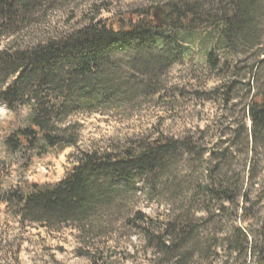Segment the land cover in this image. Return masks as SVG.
<instances>
[{"label":"rangeland","instance_id":"374dc122","mask_svg":"<svg viewBox=\"0 0 264 264\" xmlns=\"http://www.w3.org/2000/svg\"><path fill=\"white\" fill-rule=\"evenodd\" d=\"M196 1L217 6L215 0ZM167 2H50L18 27L0 19V53L67 35L102 8H108L100 13L104 19ZM203 26L180 32L164 63L146 51L118 52L108 103L68 119L81 126L73 129L77 147L39 141L34 149L10 150L7 140L30 125L34 107L11 109L0 101V264H264V141L253 142L249 118L252 97L264 91V37L259 49L232 62L236 73L224 75L207 64L215 33ZM4 76L0 71V91L13 81L3 85ZM230 82L233 88L224 86ZM160 136L188 139L200 155L180 152L157 176L115 184L110 203L88 222L50 226L21 219L13 195L32 184L59 183L72 174L82 151H119ZM224 180L237 196L234 204L202 192ZM138 213L146 221H137ZM177 221L190 226L191 237L170 255L155 237L172 246L166 231Z\"/></svg>","mask_w":264,"mask_h":264},{"label":"trees","instance_id":"16d2710c","mask_svg":"<svg viewBox=\"0 0 264 264\" xmlns=\"http://www.w3.org/2000/svg\"><path fill=\"white\" fill-rule=\"evenodd\" d=\"M59 1L75 0H0V19L4 26L15 28L43 5ZM263 1L229 0L226 7V0H215L217 6L196 0H169L165 6H149L104 19L100 13L108 8H102L85 26L67 35L1 52L0 71L5 74L2 84L10 78L13 81L1 89L0 101L11 109L34 107L30 125L18 129L7 140L8 147L21 152L34 149L39 141L51 148L77 147L79 134L73 129L81 126L71 125L68 119L108 103L113 93L109 74L117 68L116 54L146 51L156 55H152L154 58L162 57L159 62L164 63V57L174 51L175 37L180 32L191 33L197 26L212 28L215 33L213 50L207 52L210 69L224 75L236 73L238 67L232 62L262 46ZM234 84L224 86L233 88ZM147 85L151 86L149 82ZM219 90L214 97L220 95ZM249 118L253 142L258 144L264 141V91L252 97ZM180 152L188 157L200 155L188 139L164 136L119 151H82L68 177L56 184H32L13 198L23 221L50 226L88 222L110 203L115 184H128L144 175L157 176ZM217 184L206 185L202 192L234 204L237 196L226 189V180ZM136 219L146 221L141 213ZM169 226L166 233L172 246H166L160 237H155V245L171 255L189 241L191 229L178 221Z\"/></svg>","mask_w":264,"mask_h":264}]
</instances>
